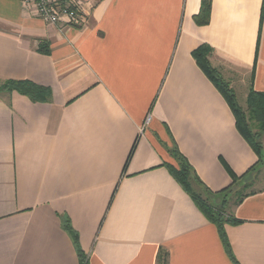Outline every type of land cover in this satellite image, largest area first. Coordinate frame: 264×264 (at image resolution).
<instances>
[{"label": "crops", "instance_id": "0c3cea01", "mask_svg": "<svg viewBox=\"0 0 264 264\" xmlns=\"http://www.w3.org/2000/svg\"><path fill=\"white\" fill-rule=\"evenodd\" d=\"M210 1L205 25L202 0H95L63 27L0 0V81L52 90L0 93V264H264V177L228 208L236 263L168 166L177 144L220 191L259 160L193 51L237 97L264 91V0Z\"/></svg>", "mask_w": 264, "mask_h": 264}, {"label": "trees", "instance_id": "16d2710c", "mask_svg": "<svg viewBox=\"0 0 264 264\" xmlns=\"http://www.w3.org/2000/svg\"><path fill=\"white\" fill-rule=\"evenodd\" d=\"M210 13L211 1L202 0L200 11L196 14L195 20L199 24H208L210 22ZM42 43L39 51L47 52L46 49H44L46 43ZM212 52L213 49L208 44H203L193 51V57L228 102L235 116L237 129L255 151L259 160L254 166L249 168L247 172L240 176L228 168L233 182L230 186L220 191L211 190L200 179L189 160L179 150L177 144H174L169 149L171 155L176 160L177 165L168 163V166L173 176L194 198L204 215L217 226L227 253L231 259L237 263L230 242L227 238L225 225L238 224L242 222V220L229 213L228 208L230 203L227 196L235 191L234 193L238 194L236 202L240 203L245 195L255 192V190H252L249 193H243L252 187L254 179L258 176L259 167L262 165L264 156V91H257L254 88H251L246 98V108H244L239 103L238 97L230 83L211 63L210 56ZM7 91H17L34 101L49 100L52 96V90L50 87L39 85L31 80L10 79L0 81V93ZM216 199H220V201L218 200L219 202H217ZM63 226L78 244L77 234L73 230L70 220H65ZM79 253L83 256L80 248ZM167 257L166 252H161L159 255V264H168ZM81 264H88L85 257L81 258Z\"/></svg>", "mask_w": 264, "mask_h": 264}, {"label": "built area", "instance_id": "2783aa9c", "mask_svg": "<svg viewBox=\"0 0 264 264\" xmlns=\"http://www.w3.org/2000/svg\"><path fill=\"white\" fill-rule=\"evenodd\" d=\"M23 5L49 24L58 26H83L89 20L95 0H20ZM149 113L141 130L149 124Z\"/></svg>", "mask_w": 264, "mask_h": 264}, {"label": "rangeland", "instance_id": "374dc122", "mask_svg": "<svg viewBox=\"0 0 264 264\" xmlns=\"http://www.w3.org/2000/svg\"><path fill=\"white\" fill-rule=\"evenodd\" d=\"M246 96H245V94H244V92L243 91H240L239 93H238V101H239V103L244 107V108H246ZM263 143H264V137H263ZM263 166V169H259V172H258V175H260V176H258V178L260 177V180L258 181V182H256V184H258L259 182H261V180H263L262 178L264 177V156H263V160H262V165L260 166V168ZM254 187L256 188L257 186H255L254 185ZM243 190V189H242ZM235 192V191H234ZM230 193V195L229 196H227V198H229V203H232V202H234V200L236 199V197L238 196L236 193ZM226 197V196H225ZM217 200V202H219L220 201V199H216ZM219 200V201H218Z\"/></svg>", "mask_w": 264, "mask_h": 264}]
</instances>
